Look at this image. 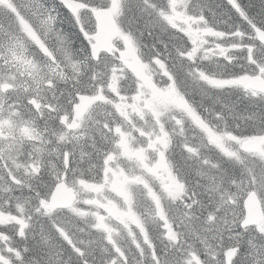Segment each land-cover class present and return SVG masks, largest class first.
<instances>
[{"label":"snow or ice","instance_id":"6c2138e0","mask_svg":"<svg viewBox=\"0 0 264 264\" xmlns=\"http://www.w3.org/2000/svg\"><path fill=\"white\" fill-rule=\"evenodd\" d=\"M0 264H264V0H0Z\"/></svg>","mask_w":264,"mask_h":264}]
</instances>
